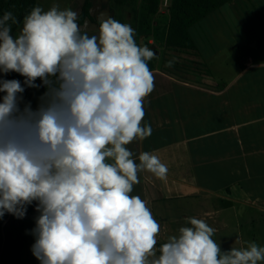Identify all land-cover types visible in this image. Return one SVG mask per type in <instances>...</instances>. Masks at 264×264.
<instances>
[{"label":"clouds","instance_id":"obj_1","mask_svg":"<svg viewBox=\"0 0 264 264\" xmlns=\"http://www.w3.org/2000/svg\"><path fill=\"white\" fill-rule=\"evenodd\" d=\"M77 19L57 4L35 6L14 36L20 21L11 11L0 16V74L24 77L23 85L0 78V218L22 219L36 202L32 254L40 264L264 262L254 241L222 251L216 230L196 217L156 247L161 226L131 193L139 173L165 180L168 167L127 147L152 134L142 122L156 53L136 43L129 24L109 17L90 36ZM25 86L46 88L35 109L24 102Z\"/></svg>","mask_w":264,"mask_h":264},{"label":"crops","instance_id":"obj_2","mask_svg":"<svg viewBox=\"0 0 264 264\" xmlns=\"http://www.w3.org/2000/svg\"><path fill=\"white\" fill-rule=\"evenodd\" d=\"M171 4L161 0L156 16L164 30ZM189 32L196 49L168 47L161 35L140 38L139 45L159 42L194 67L186 73L158 65L153 50L155 87L142 122L152 134L127 147L137 157L155 154L168 173L165 180L139 173L131 195L146 201L161 226L157 248L190 226L189 217L216 230L222 251L249 241L264 247V0H233ZM35 209L36 202L23 225L24 264H40L32 254Z\"/></svg>","mask_w":264,"mask_h":264},{"label":"trees","instance_id":"obj_3","mask_svg":"<svg viewBox=\"0 0 264 264\" xmlns=\"http://www.w3.org/2000/svg\"><path fill=\"white\" fill-rule=\"evenodd\" d=\"M39 0H0V16L5 11H11L20 21L13 25L12 34L17 35L18 29L23 22V17L31 9L38 5ZM233 0H172L170 15L166 23V29L160 27L157 14L161 0H109L106 6H110L114 19L124 23L117 12V8L122 7L132 13V24L135 30L134 39L139 45L140 38L147 39L150 36H162L165 45L178 49H196V44L191 37L189 29L200 20L210 16L213 12L220 9L225 4ZM95 0H85L81 15L77 19L78 24H82L89 15L90 8ZM154 57L148 61L150 70L155 65ZM3 79H16L20 81L16 72L0 74ZM21 82V81H20ZM46 91V88H45ZM4 94L0 93V97ZM24 102H29L26 92L23 94ZM32 205L27 206L24 218L18 219L10 213H6L0 218V264H24L23 249L25 246L24 221L34 215Z\"/></svg>","mask_w":264,"mask_h":264},{"label":"rangeland","instance_id":"obj_4","mask_svg":"<svg viewBox=\"0 0 264 264\" xmlns=\"http://www.w3.org/2000/svg\"><path fill=\"white\" fill-rule=\"evenodd\" d=\"M84 1L85 0H39L37 6L42 7L44 10H48L49 8H51V6L53 4H57V5H59V7L62 10L67 8V9H71V10L75 11L77 13L78 18H79V16L81 15L83 6H84ZM117 12L121 16L124 23L129 24V25L132 24L133 17H132V13L130 11L123 9L122 7H119V8H117ZM21 27H22V24L18 29L17 35H18ZM94 32H97V31H95V30L89 31V35L90 36L91 35H97V34H93ZM140 43H141L140 44L141 46H147L152 50L158 51V53H159L158 65L166 66V64L169 61H171L172 66H176V67H178V69H181L180 71H184L186 73H187V71L192 70V67H194V65L192 63H190L189 61H187L184 58V56L177 54V53L166 52V50H164L162 47H160L159 42H154V43L150 44V42L148 43L147 41L142 40ZM18 75H19L20 81L23 85L24 77L21 76L20 74H18ZM36 83L41 84V81L39 79H37ZM25 92L28 95L29 102H31L32 107L35 109L40 103V97L44 94L45 87L41 86L40 88H28L25 86Z\"/></svg>","mask_w":264,"mask_h":264},{"label":"water","instance_id":"obj_5","mask_svg":"<svg viewBox=\"0 0 264 264\" xmlns=\"http://www.w3.org/2000/svg\"><path fill=\"white\" fill-rule=\"evenodd\" d=\"M108 1V0H107ZM99 10V17L97 20L94 19L95 11ZM109 17L113 18L112 11L110 9V6L104 7L102 3H99L98 5L92 6L90 8L89 15L85 18L84 22L80 24L81 28L83 29L84 26H87V30L94 31L99 28V23L103 19H107Z\"/></svg>","mask_w":264,"mask_h":264},{"label":"flooded vegetation","instance_id":"obj_6","mask_svg":"<svg viewBox=\"0 0 264 264\" xmlns=\"http://www.w3.org/2000/svg\"><path fill=\"white\" fill-rule=\"evenodd\" d=\"M98 4H99V3H94L93 6L98 5ZM89 12H90V10H89ZM99 12H100V11H98V10L95 11V16H94V19H95V20L98 19V17H99ZM112 14H113V13H112ZM113 17H114V14H113Z\"/></svg>","mask_w":264,"mask_h":264}]
</instances>
